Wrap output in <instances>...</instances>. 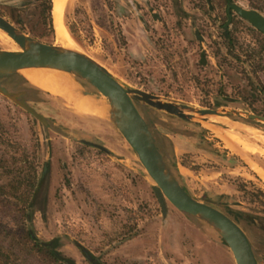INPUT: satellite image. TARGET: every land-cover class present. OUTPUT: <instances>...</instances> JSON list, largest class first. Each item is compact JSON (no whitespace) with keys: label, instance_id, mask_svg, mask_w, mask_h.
<instances>
[{"label":"rangeland","instance_id":"1","mask_svg":"<svg viewBox=\"0 0 264 264\" xmlns=\"http://www.w3.org/2000/svg\"><path fill=\"white\" fill-rule=\"evenodd\" d=\"M230 2L264 15V0ZM225 9V0H65L63 42L45 23L37 0H0V15L14 26L39 41L86 53L130 87L226 111L183 120L137 102L165 164L190 195L223 211L264 216L258 202L264 196L256 199L237 189H264L263 145L249 132L253 127L264 133V123L243 113L264 109V34L234 10L226 24ZM1 49L19 50L0 30ZM0 84L28 90L22 99L48 119L43 125L0 94L2 135L24 149L27 161H35L39 184L32 227L40 240L58 237L57 248L76 264H92L87 253L102 264H235L211 226L169 202L162 215L152 180L114 126L79 112L60 95L28 87L17 73L1 76ZM26 167L18 152L0 142L3 195L20 193ZM240 224L264 261V230Z\"/></svg>","mask_w":264,"mask_h":264},{"label":"water","instance_id":"2","mask_svg":"<svg viewBox=\"0 0 264 264\" xmlns=\"http://www.w3.org/2000/svg\"><path fill=\"white\" fill-rule=\"evenodd\" d=\"M225 10L228 17L226 24L229 23L231 11L234 10L237 15L264 34V15L261 12L242 7L234 2H228ZM0 30L19 48V50H0V77L14 73L21 75L19 70L27 67L55 68L74 76L81 91L107 109L106 114L101 115V118L114 126L135 152L140 164L153 182L150 187L158 200L161 213L166 215L167 202H169L178 210L211 226L228 246L235 264H260L248 236L238 223L215 206L194 198L173 176L135 102H141L183 120H191L195 117L204 119L208 116H226V111L176 103L140 88L130 87L86 53L76 48L39 41L1 15ZM77 78L88 82L99 94L85 89ZM24 80L28 87L47 92L34 86L26 78ZM24 93L25 91H9L0 84V94L32 114L43 125H48V119L42 113L37 111L28 100L20 98ZM243 113L249 119L264 123L262 115ZM80 142L106 153L109 152L102 144L85 139H81ZM45 168L46 164H44Z\"/></svg>","mask_w":264,"mask_h":264},{"label":"trees","instance_id":"3","mask_svg":"<svg viewBox=\"0 0 264 264\" xmlns=\"http://www.w3.org/2000/svg\"><path fill=\"white\" fill-rule=\"evenodd\" d=\"M37 1L41 7V12L46 13L45 23L53 30L52 0ZM225 2H230V0H225ZM14 21L20 24V21L16 19ZM251 110L254 111V109ZM258 114L264 116V109ZM4 131V127L0 124V142L8 144L14 151L19 153L21 160L27 163V174L20 193L13 192L3 195V192H0V264H76L74 259L64 255L57 248L60 245L58 237L42 241L35 235L32 227V210L39 184L35 161L34 159L27 161L24 149L16 142H9L2 135L5 133ZM35 145H38L37 141H35ZM251 195L256 198L264 196V189L259 188ZM258 202L264 206L263 201L258 200ZM244 214L238 211L235 218L239 219ZM245 216L247 222L251 223H255L256 220H264V217L251 214ZM7 218L11 219L12 222L9 223ZM87 256H89L92 264H101L90 253H87Z\"/></svg>","mask_w":264,"mask_h":264},{"label":"bare ground","instance_id":"4","mask_svg":"<svg viewBox=\"0 0 264 264\" xmlns=\"http://www.w3.org/2000/svg\"><path fill=\"white\" fill-rule=\"evenodd\" d=\"M65 0H52V22L55 28L57 36L61 41L65 42L66 36L63 29V4ZM67 48H73L70 46H64ZM19 73L26 78L30 83L52 94L62 95L66 97L73 107L79 112L85 114H106V108L103 105L95 102L91 97L84 94L74 76L62 70L55 68L44 67H27L21 68ZM249 132L260 142H262L263 148L261 149L264 154V133L256 128L249 129ZM229 137V136H228ZM231 141H235L238 144L251 147L252 145L242 141L240 138L229 137ZM231 146H235L230 143Z\"/></svg>","mask_w":264,"mask_h":264},{"label":"flooded vegetation","instance_id":"5","mask_svg":"<svg viewBox=\"0 0 264 264\" xmlns=\"http://www.w3.org/2000/svg\"><path fill=\"white\" fill-rule=\"evenodd\" d=\"M227 4H228V2L226 3V6H227ZM226 15H227V10H226ZM231 16H232V11H231ZM227 19H228V17H227ZM225 28H226V25H225ZM9 90V89H8ZM10 91V90H9ZM21 91H25V93L23 94V95H21L20 96V98H23V96H26V94L28 93V90H21ZM12 92H16V91H12ZM135 105H136V107H137V102H135ZM139 111V110H138ZM140 113V112H139ZM258 114V113H257ZM258 115H261V114H258ZM263 116V115H262ZM145 119V118H144ZM145 121H146V119H145ZM246 121H249V119H247ZM147 122V121H146ZM147 124H148V127L150 128V126H149V123L147 122ZM148 128V129H149ZM253 128V127H252ZM151 130V129H150ZM152 132V131H151ZM83 144V143H82ZM155 144H156V146H157V143H156V139H155ZM96 148V147H95ZM157 148H158V146H157ZM46 169V168H45ZM44 169V170H45ZM175 178L178 180V176L176 175L175 176ZM178 182H179V180H178ZM180 183V182H179ZM260 187H258L257 189H259ZM240 192H243V193H248V194H250L251 195V193H255L256 191H257V189L255 190V191H249V190H247L246 189V187L244 186V185H241V186H238V188H237ZM261 189H263V188H261ZM252 197H253V195H251ZM253 198H256V197H253ZM257 199V198H256ZM180 211V210H179ZM221 211H223V210H221ZM238 211H241V212H243V213H245L244 214V216H242L241 218H239V219H236L235 218V214L238 212ZM182 212V211H181ZM225 214H227L229 217H231L235 222H237L238 223V225L243 229V227L241 226V221H245L246 223H248V224H250V225H258L261 229H263L264 230V224H263V222L262 221H259V220H256V222L255 223H251V222H247V217L245 216L246 214H251V215H253V216H259V217H264V216H262V215H259L258 213L256 214L255 212H248V211H243V210H241V209H231V208H228V210L227 211H223ZM182 213H184V212H182ZM184 214H187V213H184ZM163 215V214H162ZM187 215H189V214H187ZM164 216V215H163ZM244 230V229H243ZM244 232H245V230H244ZM246 233V232H245ZM246 235H247V233H246ZM248 236V235H247ZM248 238H249V236H248ZM249 240H250V238H249ZM249 243H251V240H250V242ZM251 245H252V243H251ZM252 248H253V251H254V253H255V256H256V258L258 259V261H259V263L260 264H264V261H263V259H262V257H260V255L258 254V252H257V250L253 247V245H252ZM102 264V263H101Z\"/></svg>","mask_w":264,"mask_h":264},{"label":"crops","instance_id":"6","mask_svg":"<svg viewBox=\"0 0 264 264\" xmlns=\"http://www.w3.org/2000/svg\"><path fill=\"white\" fill-rule=\"evenodd\" d=\"M21 76V75H20ZM22 77V76H21ZM23 78V77H22ZM24 79V78H23ZM32 84V83H31ZM35 86V85H34ZM39 88V87H38ZM41 89V88H40ZM48 92V91H47ZM60 96H62V95H60ZM62 97H64V96H62ZM66 100H68L66 97H64ZM69 101V100H68ZM70 102V101H69ZM71 103V102H70ZM72 104V103H71ZM73 105V104H72ZM89 115H92V116H95V117H100L101 118V113H99L98 115L97 114H89Z\"/></svg>","mask_w":264,"mask_h":264}]
</instances>
